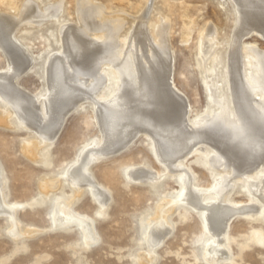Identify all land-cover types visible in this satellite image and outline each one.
Wrapping results in <instances>:
<instances>
[{
  "label": "bare ground",
  "instance_id": "6f19581e",
  "mask_svg": "<svg viewBox=\"0 0 264 264\" xmlns=\"http://www.w3.org/2000/svg\"><path fill=\"white\" fill-rule=\"evenodd\" d=\"M64 1L39 7L35 1L27 0L16 15H0V49L7 58V69L0 71V123L16 124L34 133L32 139L27 138L24 151L42 166L52 164L50 149L67 116L88 100L94 105L101 137L82 146L61 176L43 178V191L27 201L9 200L8 177L0 161V217L6 219L8 232L16 240L15 252L27 247L22 237L40 232L26 228L29 224L23 222L19 211L45 204L66 183L72 192L62 191L53 198L51 224L60 231L78 229L80 241L72 244L76 252L98 243L97 218L78 210V198L73 196H82L89 190L98 203L95 215L105 214L110 195L90 172L91 164L144 133L165 170L179 179L180 189L167 196L147 223L142 220V240L147 247L136 255L139 264H156L157 249L176 225L172 216L178 206L196 210L203 219L204 261L237 264L232 248V240L237 239L231 235V221L242 216L264 222V50L244 41L251 31L264 36V0H234L236 29L227 59L229 88L222 93L216 83L208 84L213 105L195 117L190 116L191 107L189 110L172 75L167 22L154 30L155 43L146 30L145 14L132 32L123 36L122 19L101 22L98 18L103 17L105 8L93 0H75L79 24H63ZM51 18L61 25V47L57 53L49 52L44 68L45 88L39 93L41 97L38 94L35 98L17 86L19 77L33 67L34 61L18 42L22 37L20 27ZM216 32L210 27L204 35L201 53L207 59L217 49ZM212 69L211 66L209 70ZM197 153L204 154L213 168V180L206 188L197 183L185 163ZM126 174L130 180L154 185L164 175L144 165L132 166ZM236 181L243 182L250 203L240 205L232 197ZM262 243L264 231L255 229L240 246L245 250ZM32 264L42 262L36 258Z\"/></svg>",
  "mask_w": 264,
  "mask_h": 264
},
{
  "label": "rangeland",
  "instance_id": "374dc122",
  "mask_svg": "<svg viewBox=\"0 0 264 264\" xmlns=\"http://www.w3.org/2000/svg\"><path fill=\"white\" fill-rule=\"evenodd\" d=\"M25 1L27 0H0V15H16ZM32 1L39 7H44L58 0ZM75 2L64 1L61 18L63 24H79ZM93 2L105 8L102 17L105 20L98 18L101 22L122 19L123 36L132 32L143 14L146 18V30L153 41L156 37L153 34L154 30L164 21L169 24L168 46L173 59L172 75L188 109L191 107L190 116L195 117L196 113L213 105L209 99L208 84L216 83L222 93H227L229 43L236 29L234 0H93ZM210 27L217 31L215 33L217 49L207 59L201 53V44ZM20 28L22 37L18 42L30 53L34 61L33 67L19 77L17 86L32 97L38 98L41 97L39 93L46 84L44 68L47 56L53 50L52 53H57L61 47L60 41L58 42L61 25L51 18L40 24L23 23ZM250 33L244 37V41L256 43L264 50V36L257 31ZM211 66L213 69L209 70ZM5 69L7 58L0 49V71ZM1 106L3 103L0 101ZM94 111L93 103L88 100L67 116L60 134L50 149L52 164L48 166L39 165L24 151L27 138L32 139L34 136L32 131L16 124L0 123V161L8 177L10 201H27L40 194L43 191L41 187L43 178L61 176L82 151L80 150L82 146L85 147V144H91L101 137ZM149 142L144 133H139L127 144L128 146L107 156H100L91 164L90 172L92 171L95 179L110 195L105 214L95 215L98 203L89 190L83 192L82 196H73L78 198L75 204L78 210L97 218L95 226L100 233L98 243L91 245L89 249L76 252L72 244L80 241L78 229L60 231L51 224L53 198L62 191L66 194L72 192L71 186L66 183L64 188L56 189L45 204H37L19 211L23 222L29 224L26 228H36L40 231L22 237L27 244L25 250L15 252L16 240L8 232L6 219L0 217V264H32L36 258H39L42 264H139L136 255L144 253L147 247L142 240V220L147 223L156 214L157 208L164 204L167 196L175 195L180 189L179 179L172 177L165 170ZM207 148L210 149L209 146ZM185 163L189 167L188 172L197 178V183L201 187L206 188L211 184L213 168L207 163L204 154H193ZM143 165L164 174L159 180L160 183L154 185L146 181L130 180L127 177L126 172L130 167ZM236 182L231 192L232 197L237 204L250 203L248 192L242 187L243 182ZM252 204L258 205L254 202ZM172 218L176 225L171 235L157 249L156 264H209L202 258V242L206 228L199 212L178 206ZM255 229L264 231V222L242 216L231 221V235L237 239L232 240L237 264H264V243L253 244L245 250L240 246Z\"/></svg>",
  "mask_w": 264,
  "mask_h": 264
}]
</instances>
